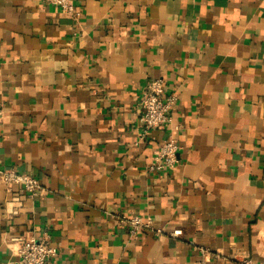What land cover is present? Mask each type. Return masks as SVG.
Here are the masks:
<instances>
[{
    "label": "crops",
    "instance_id": "0c3cea01",
    "mask_svg": "<svg viewBox=\"0 0 264 264\" xmlns=\"http://www.w3.org/2000/svg\"><path fill=\"white\" fill-rule=\"evenodd\" d=\"M71 4L78 19L0 0V170L40 184L30 198L0 183L1 264L22 237L56 248L53 264L264 261V0ZM151 79L176 105L142 140ZM170 137L176 166L149 173ZM122 216L180 234L132 238Z\"/></svg>",
    "mask_w": 264,
    "mask_h": 264
},
{
    "label": "built area",
    "instance_id": "2783aa9c",
    "mask_svg": "<svg viewBox=\"0 0 264 264\" xmlns=\"http://www.w3.org/2000/svg\"><path fill=\"white\" fill-rule=\"evenodd\" d=\"M43 4L55 7L73 19L80 17L79 11L71 4V0H41ZM176 105V96L165 91L164 81L162 79H151L141 89L138 97L139 125L141 127V139L146 138L149 132L156 130L170 121V115ZM3 115V109L0 106V117ZM177 142L170 137L159 145L156 158L153 164L147 167L149 173H164L172 170L177 164ZM0 183L10 191L12 187H18L28 197L35 198L40 192L39 181L28 174L17 173L14 170H0ZM12 202L19 203L17 196H13ZM120 222L127 225L129 236L132 238L149 232L155 237L170 236L177 238L180 231L176 230L165 233L161 229H156L149 218L132 216L119 218ZM20 246L17 250V264H53L57 256V249L50 246L46 241L37 242L33 238H20ZM200 256L203 258L215 257L219 259L220 255H212L206 248H198ZM236 264H264V261L256 262L247 256H236ZM1 264V262H0Z\"/></svg>",
    "mask_w": 264,
    "mask_h": 264
}]
</instances>
